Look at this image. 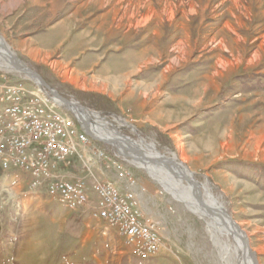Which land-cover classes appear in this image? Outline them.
Instances as JSON below:
<instances>
[{"label":"rangeland","instance_id":"1","mask_svg":"<svg viewBox=\"0 0 264 264\" xmlns=\"http://www.w3.org/2000/svg\"><path fill=\"white\" fill-rule=\"evenodd\" d=\"M151 4L156 12L148 17L174 21L176 32L164 39L157 35L163 27L155 26V41H144L139 50L142 83L134 101L146 106L137 115L117 112L113 103L105 112L97 99L57 85L50 71L41 75L28 67L63 97L101 113L146 154L173 158L199 183L202 201H208V190L210 203L243 230L256 264H264V0H117L108 18L116 15L119 28L136 31L149 19L142 11ZM0 39L13 53L1 33ZM0 76L26 78L2 68ZM117 117L131 127H120L113 121ZM140 165L127 164L144 215L157 222L161 248L155 257L137 259L123 238L90 213L68 211L44 191H30L23 173L0 168V264H236L234 248L236 259L243 256L249 264L230 225L223 217L207 216L182 188L186 181L154 166L167 174L162 179L172 177L173 190L193 199L201 215L174 199ZM73 167L67 175H84L78 163Z\"/></svg>","mask_w":264,"mask_h":264},{"label":"built area","instance_id":"2","mask_svg":"<svg viewBox=\"0 0 264 264\" xmlns=\"http://www.w3.org/2000/svg\"><path fill=\"white\" fill-rule=\"evenodd\" d=\"M89 115L103 136L118 140L136 157L131 139L116 125L98 111L89 109ZM113 121L131 127L121 117ZM98 144L84 121L26 78L0 76V168L23 173L30 191H44L66 210L90 213L123 238L137 259L149 260L159 252L161 239L157 222L144 215L133 190L137 181L127 164L136 162ZM75 162L84 172L81 177L65 172Z\"/></svg>","mask_w":264,"mask_h":264},{"label":"crops","instance_id":"3","mask_svg":"<svg viewBox=\"0 0 264 264\" xmlns=\"http://www.w3.org/2000/svg\"><path fill=\"white\" fill-rule=\"evenodd\" d=\"M105 1L0 0V33L24 64L36 67L41 75L50 71V79L57 80V85L98 94L109 99L117 112L128 110L137 115L146 106L134 101L135 90L142 83L137 78L139 50L146 47L144 41H155V26H162L157 35L168 39L176 32V24L167 18H149L156 12L151 4L142 11L149 19L141 29L123 30L115 23L116 15L108 18L111 3L117 0ZM125 22L130 25L128 19ZM138 31L146 36L137 35Z\"/></svg>","mask_w":264,"mask_h":264},{"label":"water","instance_id":"4","mask_svg":"<svg viewBox=\"0 0 264 264\" xmlns=\"http://www.w3.org/2000/svg\"><path fill=\"white\" fill-rule=\"evenodd\" d=\"M4 50L7 51L12 59V66L11 67H3L0 66L2 69H6L8 71H14L20 74H23L28 80H30L32 83L35 84V86L40 89L42 92L50 95L53 97L61 106H63L66 110L70 111L71 113L75 114L79 119L84 121V126L86 128V132L89 137H91L94 141L99 143L108 144L110 146H113L118 153H120L122 156L132 159L135 162L141 163L142 165H149L152 168H154L155 165L160 166L167 170L168 172L172 173L174 175V179L182 180L187 182V186L182 188L188 192V194L193 195V190L195 186L200 191V185L199 183L194 179V177L191 175H188L186 173H183L180 169V165L175 162L173 158L165 157L164 155H160L158 153V158H152L145 155H142L141 157H132L130 156L125 147L120 143L118 140L107 138L103 136L97 129V125H95L89 115V109L78 104L77 102H74L70 99H67L60 95L58 92H56L50 85H48L44 79L38 74L35 70L29 68L26 64H24L20 59H18L9 49L7 46H3ZM144 145H146L144 143ZM155 150V149H153ZM173 162L175 166H178L180 168L178 171H175L173 166L170 164V162ZM199 206L206 210V215L209 217H220L222 218L218 213L214 212L205 202L202 201V199L197 200ZM224 215L228 219V222L230 223V229L229 231L231 234H234L237 236L241 242H242V250L244 254H253L249 244L248 239L243 232L230 218V216L224 211ZM254 255V254H253ZM246 257V256H245ZM244 257V258H245Z\"/></svg>","mask_w":264,"mask_h":264},{"label":"bare ground","instance_id":"5","mask_svg":"<svg viewBox=\"0 0 264 264\" xmlns=\"http://www.w3.org/2000/svg\"><path fill=\"white\" fill-rule=\"evenodd\" d=\"M3 46H6L3 41L0 39V66H3V67H11L12 66V59L9 55V53L7 51L4 50ZM5 70V69H4ZM132 144V143H131ZM139 145V144H138ZM135 147V149H133ZM132 145V148L131 150L133 151L134 155L136 157H141L142 155H144L143 151L139 148V146H134ZM149 148L151 149L152 147L149 146ZM153 151V150H152ZM156 153V152H155ZM147 156L148 157H152V158H158L157 155L155 154H148L147 153ZM141 164V163H140ZM170 164L173 166L174 170L175 171H178L180 168H178V166H175V164L171 161ZM141 168L145 169L154 179H156L160 184L163 185V188L164 190L170 194L174 199H176L177 201H180L182 203L185 204V206H187L193 213L195 214H202L201 211L198 210L197 206L193 205V199L197 202L198 199H201L202 198V194L201 192L198 190V188L195 186L194 188H192L193 190V195H192V198L191 199L187 194H184V193H178L176 191V189L173 190V186H172V177L171 176H167V178H163L162 179V176L161 174H164L167 175L166 173H163L162 169H155V168H152L151 166L149 165H140ZM190 174V173H189ZM166 177V176H165ZM169 181L170 183H167L166 182ZM163 182H166V184H164ZM178 184V183H177ZM177 186V185H175ZM180 185H178L179 187ZM181 187V186H180ZM205 197L206 199L208 200L206 202V204L210 207L212 206L214 209H212L214 212L218 213L221 217H223V219L225 220L226 224L227 225H230V223L228 222V219L226 218V216L224 215V210H222L219 205L215 202L212 201L211 202V195L209 194V191L206 190L205 191ZM198 203V202H197ZM211 208V207H210ZM206 211V210H205ZM217 219H221L220 217H216ZM230 229V228H229ZM226 231V230H225ZM241 245V243H240ZM226 254L227 253V250H226ZM231 254V253H230ZM232 256L235 257V261H236V264H244L243 262V256L242 257H239L236 259V248H234V250H232ZM244 256H246L245 258H247L249 260V264H252V262H254V264H256L255 262V259H254V255L253 254H244ZM252 257H253V261H252Z\"/></svg>","mask_w":264,"mask_h":264},{"label":"trees","instance_id":"6","mask_svg":"<svg viewBox=\"0 0 264 264\" xmlns=\"http://www.w3.org/2000/svg\"><path fill=\"white\" fill-rule=\"evenodd\" d=\"M39 73V72H38ZM47 81V80H46ZM73 92V91H71ZM74 95H79L80 97L84 98V99H97L99 102L98 103V106L103 109L105 112H109V110H111V107H112V102L107 99L106 97H103V96H100L98 94H89V93H73ZM100 148L102 149H105L104 147H106L104 144H98ZM71 169H74L75 170V167H71L67 170H65V172H68L69 170Z\"/></svg>","mask_w":264,"mask_h":264}]
</instances>
